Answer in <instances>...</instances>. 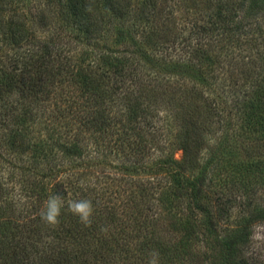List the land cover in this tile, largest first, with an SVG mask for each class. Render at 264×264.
<instances>
[{
    "label": "trees",
    "instance_id": "16d2710c",
    "mask_svg": "<svg viewBox=\"0 0 264 264\" xmlns=\"http://www.w3.org/2000/svg\"><path fill=\"white\" fill-rule=\"evenodd\" d=\"M32 1L0 0V264H261L264 0Z\"/></svg>",
    "mask_w": 264,
    "mask_h": 264
},
{
    "label": "clouds",
    "instance_id": "9594fccd",
    "mask_svg": "<svg viewBox=\"0 0 264 264\" xmlns=\"http://www.w3.org/2000/svg\"><path fill=\"white\" fill-rule=\"evenodd\" d=\"M83 185V182H81ZM72 212L84 225H90L95 213L96 205L87 198H77L66 201L62 195L51 194L44 201L40 211L41 219L49 224H58L64 214L65 208Z\"/></svg>",
    "mask_w": 264,
    "mask_h": 264
},
{
    "label": "rangeland",
    "instance_id": "374dc122",
    "mask_svg": "<svg viewBox=\"0 0 264 264\" xmlns=\"http://www.w3.org/2000/svg\"><path fill=\"white\" fill-rule=\"evenodd\" d=\"M32 0H26V4H28ZM33 4H35V8L39 7L42 8L45 5L46 0H33ZM249 23L252 24V28L254 29H259V28H264V14H258L255 17L251 18ZM45 34H41V36H44ZM175 157L177 160L182 159V152L178 151L175 154ZM250 253L251 255L256 256L259 261H261V264H264V224H260L255 227L254 229V237L253 241L250 247Z\"/></svg>",
    "mask_w": 264,
    "mask_h": 264
}]
</instances>
